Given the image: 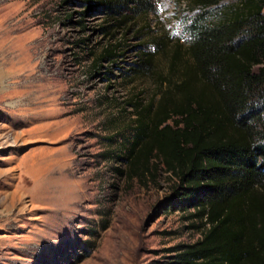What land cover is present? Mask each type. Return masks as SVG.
I'll use <instances>...</instances> for the list:
<instances>
[{
	"label": "rangeland",
	"instance_id": "374dc122",
	"mask_svg": "<svg viewBox=\"0 0 264 264\" xmlns=\"http://www.w3.org/2000/svg\"><path fill=\"white\" fill-rule=\"evenodd\" d=\"M235 1L205 8L214 16ZM122 2L0 0V264H176L207 226L176 205L163 164L118 169L133 103L179 77L205 8ZM105 48L116 54L100 57Z\"/></svg>",
	"mask_w": 264,
	"mask_h": 264
},
{
	"label": "trees",
	"instance_id": "16d2710c",
	"mask_svg": "<svg viewBox=\"0 0 264 264\" xmlns=\"http://www.w3.org/2000/svg\"><path fill=\"white\" fill-rule=\"evenodd\" d=\"M189 33L179 77L156 101L133 103L135 131L119 154L127 166L117 168L131 177L163 164L178 180L176 205L204 218L174 263L264 264V0L230 2L214 16L205 8ZM179 58L176 48L170 67Z\"/></svg>",
	"mask_w": 264,
	"mask_h": 264
},
{
	"label": "bare ground",
	"instance_id": "6f19581e",
	"mask_svg": "<svg viewBox=\"0 0 264 264\" xmlns=\"http://www.w3.org/2000/svg\"><path fill=\"white\" fill-rule=\"evenodd\" d=\"M0 70H2V69H0Z\"/></svg>",
	"mask_w": 264,
	"mask_h": 264
}]
</instances>
